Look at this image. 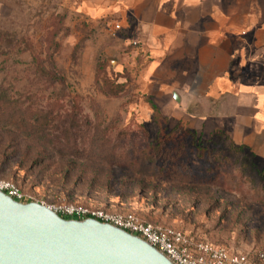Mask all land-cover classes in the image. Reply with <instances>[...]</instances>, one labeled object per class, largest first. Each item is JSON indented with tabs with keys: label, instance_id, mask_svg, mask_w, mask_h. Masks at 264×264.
I'll return each instance as SVG.
<instances>
[{
	"label": "rangeland",
	"instance_id": "374dc122",
	"mask_svg": "<svg viewBox=\"0 0 264 264\" xmlns=\"http://www.w3.org/2000/svg\"><path fill=\"white\" fill-rule=\"evenodd\" d=\"M83 1L0 0V98L46 121L41 132L0 122V177L49 204L103 206L235 252L264 250V159L147 95L149 58L130 29L91 18ZM104 76L124 85L119 96L106 94ZM149 100L164 109L161 127ZM160 140L181 147L182 177L136 171ZM102 148L115 158L88 154Z\"/></svg>",
	"mask_w": 264,
	"mask_h": 264
},
{
	"label": "crops",
	"instance_id": "0c3cea01",
	"mask_svg": "<svg viewBox=\"0 0 264 264\" xmlns=\"http://www.w3.org/2000/svg\"><path fill=\"white\" fill-rule=\"evenodd\" d=\"M81 9L94 19L114 16L130 29L149 58L144 92L172 103L176 93L172 116L195 129L211 123L264 159V4L86 0Z\"/></svg>",
	"mask_w": 264,
	"mask_h": 264
},
{
	"label": "water",
	"instance_id": "95a60500",
	"mask_svg": "<svg viewBox=\"0 0 264 264\" xmlns=\"http://www.w3.org/2000/svg\"><path fill=\"white\" fill-rule=\"evenodd\" d=\"M0 264L173 263L111 224L65 219L42 203H21L0 191Z\"/></svg>",
	"mask_w": 264,
	"mask_h": 264
},
{
	"label": "built area",
	"instance_id": "2783aa9c",
	"mask_svg": "<svg viewBox=\"0 0 264 264\" xmlns=\"http://www.w3.org/2000/svg\"><path fill=\"white\" fill-rule=\"evenodd\" d=\"M0 191L21 203H42L65 219H95L111 224L144 239L173 264H264V250L235 252L187 234L182 229L145 221L135 213L117 212L81 202L49 204L34 198L16 182L4 177H0Z\"/></svg>",
	"mask_w": 264,
	"mask_h": 264
},
{
	"label": "trees",
	"instance_id": "16d2710c",
	"mask_svg": "<svg viewBox=\"0 0 264 264\" xmlns=\"http://www.w3.org/2000/svg\"><path fill=\"white\" fill-rule=\"evenodd\" d=\"M101 71H104V67L102 68V65H100V72ZM103 88L107 95L117 97L123 92L124 85L121 83H115L114 81H111L109 78L104 76ZM148 103L152 109L155 123L159 127H161L162 124L166 121V118L155 102L149 100ZM25 113V111L21 112L20 109L13 107L11 105V102L7 98H0V122L6 121L12 126L19 129H37L40 132L44 130V126L46 123V121L44 120L45 118L41 116H35V118H31L27 117ZM32 119L33 121H31ZM82 152L86 153L85 150H83ZM90 152L91 151L89 149L88 154L96 157L102 156L103 159L108 158L112 160L115 158L112 154L106 153L105 148L93 151L92 153ZM181 156V147L174 150L169 149V147L165 144V141L160 140L156 145L153 146L151 152L147 153L146 160L150 164L142 161L140 162V165L136 167V171L148 176L167 177L169 174H175L179 177H182L184 171H180V169H178V167L182 168V165H178L176 163ZM167 160L168 162H171L172 165H167ZM160 161L162 163H160Z\"/></svg>",
	"mask_w": 264,
	"mask_h": 264
}]
</instances>
